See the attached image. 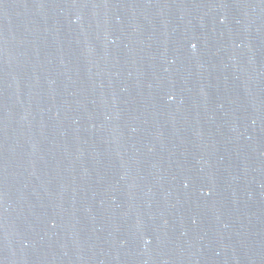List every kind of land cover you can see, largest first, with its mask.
Instances as JSON below:
<instances>
[{"label": "water", "instance_id": "water-1", "mask_svg": "<svg viewBox=\"0 0 264 264\" xmlns=\"http://www.w3.org/2000/svg\"><path fill=\"white\" fill-rule=\"evenodd\" d=\"M0 264H264V0H0Z\"/></svg>", "mask_w": 264, "mask_h": 264}]
</instances>
